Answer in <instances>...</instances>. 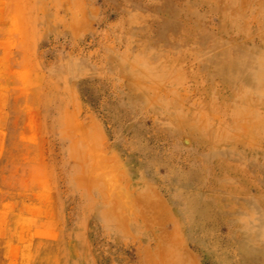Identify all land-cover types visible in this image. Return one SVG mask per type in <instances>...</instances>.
<instances>
[{
	"label": "rangeland",
	"instance_id": "obj_1",
	"mask_svg": "<svg viewBox=\"0 0 264 264\" xmlns=\"http://www.w3.org/2000/svg\"><path fill=\"white\" fill-rule=\"evenodd\" d=\"M0 264H264V0H0Z\"/></svg>",
	"mask_w": 264,
	"mask_h": 264
},
{
	"label": "bare ground",
	"instance_id": "obj_2",
	"mask_svg": "<svg viewBox=\"0 0 264 264\" xmlns=\"http://www.w3.org/2000/svg\"><path fill=\"white\" fill-rule=\"evenodd\" d=\"M234 60V59H233ZM238 62V61H237ZM233 71V70H232ZM234 73V72H233ZM242 81V80H241Z\"/></svg>",
	"mask_w": 264,
	"mask_h": 264
}]
</instances>
